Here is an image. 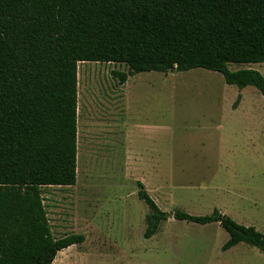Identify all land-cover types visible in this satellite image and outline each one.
Here are the masks:
<instances>
[{"label":"rangeland","instance_id":"1","mask_svg":"<svg viewBox=\"0 0 264 264\" xmlns=\"http://www.w3.org/2000/svg\"><path fill=\"white\" fill-rule=\"evenodd\" d=\"M229 70L264 76V64ZM128 71L79 64L77 184L42 197L53 237L86 241L54 264H264L246 244L223 252L230 237L219 224L169 220L146 240L150 211L138 197L141 182L164 212L218 210L264 235V97L202 69L143 73L121 86L114 73Z\"/></svg>","mask_w":264,"mask_h":264},{"label":"trees","instance_id":"2","mask_svg":"<svg viewBox=\"0 0 264 264\" xmlns=\"http://www.w3.org/2000/svg\"><path fill=\"white\" fill-rule=\"evenodd\" d=\"M124 65L121 86L143 73L206 70L257 89L264 76L230 65L264 64V0H0V264H53L85 242L51 233L42 190L77 184L79 64ZM239 100L241 97L238 98ZM149 208L145 239L169 220L228 234L264 253V235L215 210L196 217Z\"/></svg>","mask_w":264,"mask_h":264},{"label":"crops","instance_id":"3","mask_svg":"<svg viewBox=\"0 0 264 264\" xmlns=\"http://www.w3.org/2000/svg\"><path fill=\"white\" fill-rule=\"evenodd\" d=\"M241 104H242V102H241ZM241 104H240V106H241ZM240 106H238L239 108H240ZM130 148H131V152H133L132 151V143L130 144ZM155 172H157V171H153V172H151V173H155ZM139 183H141V182H139ZM145 188V187H144ZM194 188H195V190L196 191H200L201 190V192H208V191H215V190H217V188H215V187H210L209 185H203V186H201V185H196V184H194ZM157 204V203H156ZM160 208V207H159ZM163 211V210H162ZM164 212V211H163ZM167 213V212H166ZM50 224V223H49ZM163 224V223H162ZM161 224V225H162ZM51 233H52V229H51ZM53 236V235H52ZM54 238V237H53ZM55 239V238H54ZM85 241H86V239H85ZM85 243V242H84ZM83 243V244H84ZM241 245V244H240ZM73 247H76V246H73ZM73 247H71V248H73ZM236 247H238V246H236ZM235 247V248H236ZM71 248H69V249H71ZM69 249H67V250H69ZM67 250H64V251H67ZM64 251H62V252H64ZM230 251V250H229ZM62 252H60L58 255H57V257L62 253ZM57 259V258H56ZM56 261V260H55ZM55 261H54V263H55ZM53 263V264H54Z\"/></svg>","mask_w":264,"mask_h":264}]
</instances>
